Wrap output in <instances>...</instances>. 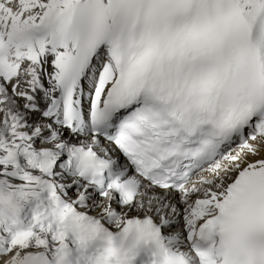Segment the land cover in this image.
Listing matches in <instances>:
<instances>
[{
    "label": "snow or ice",
    "instance_id": "obj_1",
    "mask_svg": "<svg viewBox=\"0 0 264 264\" xmlns=\"http://www.w3.org/2000/svg\"><path fill=\"white\" fill-rule=\"evenodd\" d=\"M0 264H264V0H0Z\"/></svg>",
    "mask_w": 264,
    "mask_h": 264
}]
</instances>
